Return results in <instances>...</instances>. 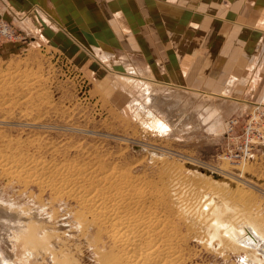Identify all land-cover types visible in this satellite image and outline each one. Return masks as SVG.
<instances>
[{"label": "rangeland", "instance_id": "1", "mask_svg": "<svg viewBox=\"0 0 264 264\" xmlns=\"http://www.w3.org/2000/svg\"><path fill=\"white\" fill-rule=\"evenodd\" d=\"M3 2L0 33L4 26L7 35H1L0 72L30 71L38 82L28 88L32 96L25 105L19 100L0 107L1 148L11 143L17 145L19 153L54 163L87 165L90 158L101 157L105 166L128 171L131 176H140L152 184L157 182L161 163L181 168L183 175L195 180L197 177L190 175L191 168L185 165L192 164L194 169L197 167V174L206 169L221 176L231 188L248 193L250 201L246 208L255 217L264 219V112L252 125L254 137H258L252 141L249 157L241 160L242 155L231 154L243 145L246 123L250 116L255 118L259 109L254 105L262 103L264 107L262 97L248 103L251 81L242 84L243 77L236 75L231 93L224 92L233 79L228 77L233 73L223 71L229 65L227 62L220 68L217 65L222 62L148 61L124 42L119 47L106 30L107 44L98 30L83 29L78 24L64 31L40 21L43 18L38 16L37 25L32 22L27 25L26 18L34 16L31 9L17 15L8 0ZM62 22L65 27V20ZM65 32L76 33L85 41V36L93 37V41L87 40L90 47L78 46ZM226 47L220 46L219 52H224ZM144 50L148 51V47ZM204 50L202 56L207 54ZM176 71L182 75L180 78L174 75ZM220 72L226 76L218 77ZM16 85H11L12 92L20 91ZM151 95L154 100L149 103L147 98ZM171 103L178 107L169 111L166 108ZM23 113L27 120L20 117ZM182 119L197 126L192 134H180ZM235 120L231 131L228 125ZM154 121L164 122L168 132L156 129L152 125ZM31 139H37L40 147L27 146ZM42 190L37 184L25 185L15 178L6 182L0 174V205L13 209L44 205L47 209L41 212L44 222L50 217L48 212L55 211L56 218L50 221L61 240L58 245L63 244L70 262L99 264L91 248H87V229L83 236L79 232L68 237L63 233L71 224L69 213L78 210L75 202L54 200L48 190ZM190 247L196 253L195 264H246L247 261L264 264L263 255L248 254L249 249L224 256L194 242ZM0 248L1 253L12 255L11 264H50L48 259L20 249L18 244L12 249L1 241Z\"/></svg>", "mask_w": 264, "mask_h": 264}, {"label": "bare ground", "instance_id": "2", "mask_svg": "<svg viewBox=\"0 0 264 264\" xmlns=\"http://www.w3.org/2000/svg\"><path fill=\"white\" fill-rule=\"evenodd\" d=\"M28 73L0 72V107L11 101L21 100L22 105L30 101L32 94L28 88L38 79ZM11 85L21 92H12ZM153 100L152 95L147 98L149 103ZM261 105L255 104L254 108ZM177 107L171 103L166 109ZM20 117L26 119L25 113ZM190 123L182 119V136L194 132L197 126ZM152 125L167 131L164 122L154 121ZM38 144L37 139L26 142L31 148H39ZM18 151L17 145L11 143L0 146L1 177L6 182L15 178L25 185L37 184L42 191L48 190L54 200L75 202L78 210L69 213L71 224L63 233L67 237L75 232L83 236L87 229V248H91L99 264H195L196 253L190 249L193 242L224 256L249 249L248 254L260 253L264 257V219L246 208L250 201L248 193L231 188L214 172L204 169V173L197 174V167L185 164L191 168L189 174L197 177L192 180L183 175L181 168L161 163L157 182L152 184L128 171L105 166L101 157L80 165L47 162ZM45 210L44 205L31 209L0 205V242L12 249L18 244L20 249L48 259L50 264H72L63 244L58 245L61 240L50 221L56 213L48 212L50 217L44 222L41 212ZM11 257L8 252L1 253L0 248V264H11Z\"/></svg>", "mask_w": 264, "mask_h": 264}, {"label": "crops", "instance_id": "3", "mask_svg": "<svg viewBox=\"0 0 264 264\" xmlns=\"http://www.w3.org/2000/svg\"><path fill=\"white\" fill-rule=\"evenodd\" d=\"M8 4L17 15L33 11L34 16L24 21L27 25H37L38 16L59 30L70 31L78 24L98 30L104 43L108 31L119 47L124 42L148 61L222 62L220 68L227 62L223 71L233 73L228 76L233 79L223 91L231 93L237 75L243 77L242 84L251 81L248 103L264 99V0H8ZM65 33L78 46L93 41ZM220 46H227L224 52H219Z\"/></svg>", "mask_w": 264, "mask_h": 264}, {"label": "built area", "instance_id": "4", "mask_svg": "<svg viewBox=\"0 0 264 264\" xmlns=\"http://www.w3.org/2000/svg\"><path fill=\"white\" fill-rule=\"evenodd\" d=\"M1 35L2 36H6L7 35V32H6V28L4 26H2V31L0 33V41H1ZM259 109L256 111V114L254 115L255 118H252L250 116V119L248 121V123H246V127L244 129V133H243V145H240L237 149L235 148L236 151H232L231 154L235 153V154H240L242 156H240L241 160H245L246 158L249 157L250 155V152H251V144H252V141L257 137L258 135H255V127H253V123H255L260 117H261V114H263L264 112V107L263 106H258ZM261 107V108H260ZM259 113V115H258ZM236 121H233L232 123H230V125H228V129H230L231 131H233V124L235 123ZM232 124V125H231ZM259 135H261V132L259 133ZM233 155H230L229 157H232ZM235 157H238V155H235Z\"/></svg>", "mask_w": 264, "mask_h": 264}]
</instances>
